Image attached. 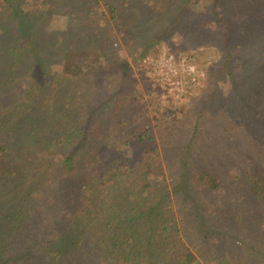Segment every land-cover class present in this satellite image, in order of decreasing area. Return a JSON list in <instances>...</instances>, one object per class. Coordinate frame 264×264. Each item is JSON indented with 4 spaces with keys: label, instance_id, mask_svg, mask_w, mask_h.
Instances as JSON below:
<instances>
[{
    "label": "trees",
    "instance_id": "1",
    "mask_svg": "<svg viewBox=\"0 0 264 264\" xmlns=\"http://www.w3.org/2000/svg\"><path fill=\"white\" fill-rule=\"evenodd\" d=\"M97 10L0 0V264H264V136L224 166L180 155L170 185L147 105L130 129L103 92L128 75Z\"/></svg>",
    "mask_w": 264,
    "mask_h": 264
},
{
    "label": "rangeland",
    "instance_id": "2",
    "mask_svg": "<svg viewBox=\"0 0 264 264\" xmlns=\"http://www.w3.org/2000/svg\"><path fill=\"white\" fill-rule=\"evenodd\" d=\"M94 1L101 7L95 20L107 23L93 29L96 43L108 36L128 75L122 93L115 84L103 92L112 99L124 97L130 129L142 121V105H147L146 126L155 130L170 185L181 180L180 155L193 160L200 155L199 167L224 166L251 149L252 139H263L264 0ZM216 13L227 25L219 17L215 21ZM98 53L87 50L83 62L116 65ZM131 94L137 97L134 106ZM97 96L102 102L99 94L88 101ZM169 164H174L172 173Z\"/></svg>",
    "mask_w": 264,
    "mask_h": 264
},
{
    "label": "water",
    "instance_id": "3",
    "mask_svg": "<svg viewBox=\"0 0 264 264\" xmlns=\"http://www.w3.org/2000/svg\"><path fill=\"white\" fill-rule=\"evenodd\" d=\"M124 66V69L127 70V65H123Z\"/></svg>",
    "mask_w": 264,
    "mask_h": 264
}]
</instances>
